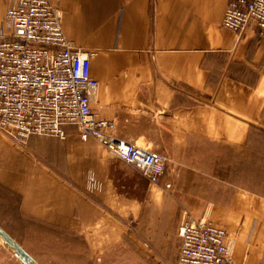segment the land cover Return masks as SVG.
Segmentation results:
<instances>
[{"label":"crops","instance_id":"0c3cea01","mask_svg":"<svg viewBox=\"0 0 264 264\" xmlns=\"http://www.w3.org/2000/svg\"><path fill=\"white\" fill-rule=\"evenodd\" d=\"M230 1L52 0L67 40L94 54L92 112L114 137L167 157L171 189L145 183L138 198L119 189V161L74 127L64 141L31 137L25 147L0 132V190L11 193L0 204L17 233L0 227L37 264L125 263L132 227L166 252L180 198L203 195L187 191L188 172L223 182L233 198L217 209L235 263L264 264V36L222 27ZM88 173L101 195L84 192Z\"/></svg>","mask_w":264,"mask_h":264},{"label":"built area","instance_id":"2783aa9c","mask_svg":"<svg viewBox=\"0 0 264 264\" xmlns=\"http://www.w3.org/2000/svg\"><path fill=\"white\" fill-rule=\"evenodd\" d=\"M0 29V132L19 147L31 137L64 141L74 127L83 142L95 140L112 160L134 167L150 184H164L167 157L109 134L91 102L99 83L91 78L92 52L75 49L52 0H14ZM222 27L235 34L248 28L264 36V0H231ZM90 184L98 189L94 176ZM176 264H236L226 230L185 213L178 228Z\"/></svg>","mask_w":264,"mask_h":264},{"label":"rangeland","instance_id":"374dc122","mask_svg":"<svg viewBox=\"0 0 264 264\" xmlns=\"http://www.w3.org/2000/svg\"><path fill=\"white\" fill-rule=\"evenodd\" d=\"M13 1L14 0H0V25L2 24L4 20V14H5L6 9L12 5ZM75 135L77 136L76 131H75ZM123 136L124 135H122V137ZM48 139L52 140V138H48ZM7 140L9 139L7 138ZM77 141L79 142V139H77ZM136 145L141 148L148 149L142 146L141 144H136ZM261 146H262V143H261ZM246 167H251V166H246ZM260 167L261 166H259V168ZM251 168H253V166ZM253 169H257V167L255 166ZM116 170H117V174L121 177V182L119 183V186H118L119 189L124 188L125 192H128V190L131 189L130 195L134 198H138V196L140 195L139 193L142 192L145 188H147L145 183H147L148 185L154 188L160 187V186L150 184L144 177L140 175V173L134 167L129 166L123 162H116ZM246 175L250 177L252 175V171L248 170L246 172ZM90 176H94L95 180L99 183V180L95 177L94 174L93 175L89 173L86 174V177H84V181H85L84 192H86V194L87 193L90 194L89 196H92V195L98 196L99 194L101 195L103 191L101 189L104 188V186L101 185L102 182L100 181L101 183H99L100 187H97L98 189H93L95 187H93L89 182ZM185 176L188 179V182H186L187 191L188 192L197 191V192L203 193V195L198 196V197L180 198L179 200V224L177 226L175 236L170 237L167 242L168 248L166 249V252L160 254L151 247L150 243L148 242L149 238L145 235V232H146L145 229H138L134 227L127 228L124 230L123 239H125L126 243H129L131 245V248H130L131 251H130V256H129L131 259L127 257V253H126L125 254L126 261L125 263L124 261H121L120 262L121 264L123 263L124 264H176L177 249L180 245V240L178 238V228L185 216V213L192 215L194 218H198V219L206 218L213 223L216 222L217 225L220 224V212L217 208H219L221 204L224 206L226 205V203L227 205H230L231 203L230 201L231 199H233L232 197L223 195L222 193L223 189L221 188L222 187L225 188L226 186L223 184V182H220L219 180L217 181L204 180L203 178L205 176L199 173L193 174L192 172H188V173H185ZM96 192H97V195H95ZM5 195L8 198H11V193L8 190H0V201H4ZM205 205H213V208L211 210L212 216L208 214L205 217L204 216L205 214L201 213V210L205 207ZM3 209H4V206L0 204V225L2 227L7 226L5 229L6 231L10 233H12V231H14V233H17V230L16 229L14 230L11 226V218L9 215L10 208H8L7 211H3ZM222 227L225 228V226H222ZM160 239L161 237L159 238V240ZM119 254H120V258L123 257L122 252H120ZM0 264H22L16 258L13 252H11V250H9L7 246H5L4 241L1 239H0Z\"/></svg>","mask_w":264,"mask_h":264},{"label":"water","instance_id":"95a60500","mask_svg":"<svg viewBox=\"0 0 264 264\" xmlns=\"http://www.w3.org/2000/svg\"><path fill=\"white\" fill-rule=\"evenodd\" d=\"M0 237L3 239L5 246L22 264H37L22 248L17 244L1 227H0Z\"/></svg>","mask_w":264,"mask_h":264},{"label":"bare ground","instance_id":"6f19581e","mask_svg":"<svg viewBox=\"0 0 264 264\" xmlns=\"http://www.w3.org/2000/svg\"><path fill=\"white\" fill-rule=\"evenodd\" d=\"M1 240H3L1 237H0Z\"/></svg>","mask_w":264,"mask_h":264}]
</instances>
